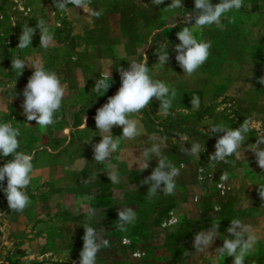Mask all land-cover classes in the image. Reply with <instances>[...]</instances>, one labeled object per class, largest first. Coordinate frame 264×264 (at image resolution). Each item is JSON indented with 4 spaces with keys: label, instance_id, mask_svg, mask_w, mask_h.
<instances>
[{
    "label": "rangeland",
    "instance_id": "rangeland-1",
    "mask_svg": "<svg viewBox=\"0 0 264 264\" xmlns=\"http://www.w3.org/2000/svg\"><path fill=\"white\" fill-rule=\"evenodd\" d=\"M49 1L52 6L51 32L54 33L51 49L59 53L64 52V56L67 50L78 52L79 48L71 36L72 30L68 27L67 19L87 13L83 9L69 5L71 11L62 14L55 8L53 0ZM219 2L220 0H212L213 4ZM170 4L171 0H164L159 6L153 4L152 0H92L91 7L94 10H103V15L97 18L100 21L115 16L120 18L123 34L130 38L125 50L133 53L134 58L132 60L119 58L115 69H107L108 62L101 60L98 74L87 63L80 67L75 66L74 69L72 64H67L64 67L66 74L63 79L69 88H78L80 96L84 99L96 97L104 100L115 95L121 85L120 67L127 69L131 62H144L146 59L152 78L162 80L176 89L177 95L170 109L174 115L167 117L159 115V101L155 98L149 108L137 115L143 120L149 135L156 137L155 141L150 140L149 145L163 140L162 154L175 166H184L176 178L175 194L165 196L161 190L156 197L149 198L147 192L150 185H143L141 181L157 166L158 158L153 157L149 161V168L142 172L136 164V158L143 149L132 152L120 150L113 153L109 161L114 165L112 170L120 177L119 184H112L108 178L106 165L97 163L95 165L103 171L93 177L85 173L88 179L83 177L81 187L72 186L75 180L73 181L74 178L71 176L68 178L69 189L80 190V197L91 198L90 209L86 211L83 209V217H74L77 214V207L64 204L63 198L56 196L60 195V188L65 190L66 187L54 183L57 176H49L47 173L49 168L45 166L44 161L46 156L42 152L44 148L58 152L65 145L70 143L74 145L80 141L73 129L79 126L81 121L77 117V121L69 122L68 108L62 105L61 110L56 113L54 125L41 129L36 124L37 142L36 147L32 149L27 145L28 123L24 117L18 125L22 133L19 138L20 151L33 153L35 150L33 162L36 161L38 165L35 173L33 172V178L36 179L35 183L32 181L27 188L32 203L23 213L10 209L6 195L0 189V264H79L85 224L94 227L110 242L109 247L102 248L98 253L96 264H113L116 259L118 261L115 264H195L197 261L193 260H203L209 256L208 251L198 252L193 247L197 232L207 231L211 225L220 224L218 237L214 242L215 247H218L223 239H227L225 234L221 236L220 232L231 225V219H240L244 215L252 214V209L243 211V208L251 204L253 197L259 198V187L264 186V169L258 166L255 153L250 149L246 152L245 149H241L242 157L239 161L230 157L229 163H210L209 156L215 152L214 145L218 136L223 133L210 136L208 126L223 123L236 128L248 119L251 135L246 141L245 148L254 147L257 142L255 130H259L257 129L259 126L264 129V122H260L264 118V108L248 106L241 102L250 111V115H245L237 109L239 100L226 96V90L241 76L244 69L251 72L257 89V92L249 91L244 100L247 103L264 101V90L257 86L264 85L259 83V79L264 77V65H260L264 60V0H244V7L238 12L228 14L230 18H235V22L224 21V30L213 26L194 33L198 41H210L212 47L208 61L191 77L184 74L175 60L177 53L174 48L180 42L176 33L183 27L190 26L186 24L184 18L188 13H194V0H184V9L166 10ZM14 12L12 9L0 11V20L4 21V25L12 23ZM29 12L28 10L18 12L21 30L25 23L31 20L28 19ZM156 13L158 16H154ZM141 19L145 27L139 26ZM156 23L159 25L158 28ZM102 38L105 42H101L100 47L94 49L102 50L104 43L107 44L106 39L103 36ZM93 39L98 41L96 38ZM10 40L12 39L8 30L4 42L2 38L0 40L2 46L0 52L6 56L0 59L1 67H4V62H12ZM164 42L169 45L167 49L169 62L156 68L154 64L158 62L157 52ZM27 49H19L21 59H24L22 56ZM80 56L75 64L78 61L85 62L84 55ZM108 71L112 74L111 87L102 95L97 93L94 87L96 80ZM31 75L27 67L23 75H19L20 85L16 92L21 98L26 87L23 83L27 84ZM193 96L200 98L199 110L190 107ZM12 109L9 103L0 101V113L4 114V120L0 119V122L11 121L13 126H17L13 122ZM83 109L80 112H84L86 108ZM178 109H187L188 114L185 115ZM21 111L22 108L20 113ZM95 126L96 124L92 129ZM65 130L66 133H63ZM192 143H199L202 148L205 146L206 151L202 152L200 157L186 155L181 151L185 147L190 149ZM261 147L264 148V145ZM9 159H12L11 155L0 157V167ZM79 163L83 167L86 160ZM55 165L56 163L52 164ZM58 173L56 169V174ZM223 173L228 175L226 181L220 179ZM3 183L6 187L7 180ZM239 193L242 194V202L237 204V200L241 198L238 196ZM261 201L263 202L262 199ZM126 207L136 210L138 219L133 225H129L128 231L124 233L117 230L118 219L109 213L113 214L114 211ZM217 208L219 211H216ZM89 210L95 213L91 218L86 214ZM172 219L177 222L165 227V223ZM113 229H116V233H113ZM125 237L130 241L129 244L123 243ZM213 259H215L213 264H221L225 257H220L215 252Z\"/></svg>",
    "mask_w": 264,
    "mask_h": 264
},
{
    "label": "clouds",
    "instance_id": "clouds-1",
    "mask_svg": "<svg viewBox=\"0 0 264 264\" xmlns=\"http://www.w3.org/2000/svg\"><path fill=\"white\" fill-rule=\"evenodd\" d=\"M55 8L60 13L70 12L69 5L76 9H83L87 16L100 18L103 10H94L91 7L92 0H53ZM152 3L159 6L164 0H152ZM244 7V0H220L213 4L212 0H194V13H188L184 18L187 25L176 33L180 41L175 45L174 51L177 53L175 60L184 74L191 77L208 61L211 55L212 44L210 41H203L196 38L195 32H202L205 28L215 26L224 30L225 23H234L235 18H230L228 14L233 11H239ZM184 9V0H171V4L166 10ZM194 21V23H193ZM175 27V25H174ZM37 28L41 33L40 47L47 49L54 41V33L50 31L45 21L39 20ZM36 28L23 26L22 34L19 37L17 48L23 50L32 46V38ZM168 43L164 42L158 54V62L154 67L159 68L167 65L169 62ZM75 59V57H73ZM27 66L34 68L33 74L28 79L26 87L23 89L24 97L22 102L23 114L27 121H35L41 129H46L56 123V113H58L67 93V84L62 83L61 78L55 71L46 70L39 60L31 61L20 58L12 59V69L17 70L19 75H23ZM121 85L117 93L108 97L107 103L98 108L94 117L96 128L99 130L102 139L93 147L94 160L98 164L106 165L108 169V178L112 184L121 182L119 175L112 170L113 166L109 163L112 154L120 151L122 140H134L145 134V129L139 119L132 117L140 114L144 109L150 107L155 98L159 101L158 114L164 117L174 115L170 112L173 107V101L176 98L177 91L170 84L153 79L146 59L144 62L133 61L130 67L119 68ZM111 71L103 73L102 77L96 80L94 90L97 93L105 94L111 87ZM259 83L264 84V77L259 79ZM16 95V93H15ZM14 95V97H15ZM191 108L199 110L200 98L193 96L191 98ZM188 114L187 109H178ZM87 122V117H85ZM122 127L121 136H113L112 129ZM251 131L250 121L245 119L239 127L232 128L219 124H210L208 132L210 136L223 133L218 136L214 145L215 152L209 156L210 163L219 164L229 163V158L234 157L239 161L242 157L241 149L245 152L250 149L255 153V159L258 166L264 169V134L257 138L254 147L245 148L248 134ZM22 133L18 126H13L11 121L0 122V157H9L6 163L0 167V189L6 195L8 205L13 212L23 213L31 206V199L27 194V188L33 180L34 172V152L25 153L20 151ZM156 140L155 136L150 137ZM163 140L159 143H152L146 147L136 158V164L142 172L149 168V161L153 157L158 158L157 166L151 174L141 181L143 185H150L147 196L154 198L162 190L163 195L171 196L175 194L177 183L176 178L180 175L184 167L175 166L168 157L161 151ZM186 155L200 157L202 152L206 151L205 146L199 143H192L191 148H182ZM222 181L228 179L227 173L220 177ZM7 185L4 187V181ZM259 196L264 200V186L259 187ZM216 211H219L217 208ZM87 216H94V211L89 210ZM117 230L126 233L128 226L133 225L138 217L137 212L132 207L121 208L118 211ZM177 221L172 219L165 223L175 224ZM85 233L83 236V248L79 253V264H96L97 255L102 248L109 247V240L103 238L97 230L88 225H83ZM220 224H213L207 231L202 230L195 234L193 247L198 252H205L214 244L218 237ZM230 239H223V245L216 248V255L220 257H233V264H246V257L255 251L259 241L256 231L251 225L243 223L240 219H231V225L227 228ZM124 244H129L127 237L123 240ZM138 256L139 253H136Z\"/></svg>",
    "mask_w": 264,
    "mask_h": 264
},
{
    "label": "crops",
    "instance_id": "crops-1",
    "mask_svg": "<svg viewBox=\"0 0 264 264\" xmlns=\"http://www.w3.org/2000/svg\"><path fill=\"white\" fill-rule=\"evenodd\" d=\"M6 1L9 0H1L0 11H5L9 9L10 10L12 9L13 12L17 11L16 13L14 12L13 20L12 23H10V25L6 26L3 23L4 21L0 20V40L2 38L4 42L5 34H7L8 30H10L11 39H12L9 41L11 43V56H10L11 61L13 58L21 59L19 54V48H17L19 44V37L22 32L20 27L21 21L19 19V13H18L20 10H24L26 12L27 10L30 11L28 19L31 20H29V22L25 24L28 25L29 27L36 28V31L32 38L33 45L28 47L27 51L23 54L22 58L31 61L39 60L46 70L55 71L57 75L61 78L62 83L66 82L63 79V77L66 74L64 67L67 64L69 65L72 64L73 65L72 69H74L75 66L80 67L84 63H87L89 64V67L95 69V73L98 74V69L100 68L99 64L101 63L100 62L101 60L108 62L109 65L107 69H113V68L115 69L116 61L119 58L122 57L125 60H132L134 58L133 53L130 54L128 50H127L128 52H126L125 50L126 43L128 42L130 43L129 40L130 38L127 37V35L123 34V31L121 29L123 25L121 24L120 18L118 19V17L116 16L109 20L107 18L106 20L103 19L102 21H100L97 18L95 19V17L87 16L88 14H84V13L68 18L67 19L68 27L69 29L72 30L71 36L73 39H75V43H77V48H79L78 49L79 51L77 52V51L67 50L64 56V52L59 53L58 51L57 52L53 51L51 49V45L47 49L40 47L41 33L37 28V24L39 20H43L45 21L46 25L49 27L51 31V18H50V13L52 10L51 1L25 0L26 1L25 3L22 0H11V2H6ZM154 16H158V14L156 13V15ZM25 24L22 23V25ZM139 26L140 27L146 26L142 22V19L139 22ZM158 27L159 25L156 23V28ZM105 28H107L106 31ZM102 36L106 39V43H107V44L104 43L103 46L104 49L103 47H101L102 50L94 49L95 47L99 48L101 42L104 41ZM93 38H96L98 41H95ZM1 47L2 46H0V48ZM84 47L86 48L85 50L82 49ZM80 55H84L85 62L81 63L78 61V63L75 64L76 61L79 59ZM5 57L6 56H4V54L0 52V59H4ZM73 57H75V59H73ZM4 63H5L4 67L0 66V101L3 103H9L13 107L12 109L14 112L13 122H15V124H17L18 126L20 124L21 119L25 117L23 114V109L20 113V108H22L21 105L24 97L21 98L18 92H16L18 86L20 85V79L18 75L19 72L17 70L12 69V62L11 63L4 62ZM260 65H264V60L261 62ZM27 70L31 74H33L34 72V68L30 66H27ZM240 75L241 76H239V78H237V80L234 81L228 87V89L226 90V96L239 100L240 103H238L239 105H237L238 106L237 109L240 112L245 113V115H250L249 108H247L246 105L243 106L242 105L243 102L248 106L253 105L256 106V108L257 107L264 108V101L258 100L255 101L254 103L251 101L247 103V101L244 100L246 99L245 97L247 96V93L249 91L257 92V89H255L256 83H254L250 71L247 72L244 71L243 69ZM23 84L26 86L25 83ZM257 86H259V89L264 90V85L263 86L257 85ZM253 88L255 90H252ZM8 91L9 93H7ZM107 101L108 98L104 100L102 99L99 100L96 97L94 98L89 97L88 99H84L83 97L80 96V90H78V88L71 89L67 87V93L62 105L68 108L67 116L69 122L77 121V117L81 121L79 126L75 127L74 129L72 128L73 131H75L76 135L78 136L77 138L80 141H77L74 145H71L72 143H70L69 145L67 144L64 147H61L58 150V152H53L51 148H44V151L42 152V154L46 156L44 158V161L46 162L45 166L49 168L47 172L49 173V176L51 177L57 176L54 180V183L56 184L58 183L60 187H66L65 190H62V188H60L59 191L60 195H56V196H61L65 201L64 204L75 205L77 207V214L74 216L76 218H82L84 211L90 209L89 207L91 205V198L80 197L79 195L81 192L80 190L77 189L74 190L73 188L69 189L70 184L68 178L70 176L74 178L73 181L75 180V182L72 186L81 187L83 184V177L85 179H88L87 175L93 177L95 175L100 174L101 171H103L100 170L101 168L95 165L96 162L94 160V153H93L94 145L99 143L102 137L100 136V133H98L99 130L96 128V126L94 129H92V127L95 124L94 117L96 115L97 109L102 107L105 103H107ZM83 108H86L85 111L80 112L81 110H84ZM3 115H4L3 112L0 113V119L2 121L4 120ZM85 117H87V122H85ZM132 118L140 120V123L145 129V134L143 136L137 137L134 140H122L120 144V149L126 152H132L150 146L149 145L151 140L150 137H152V135H149L147 128L145 127V124L143 120H141V118L137 116H134ZM261 121L264 122V118L260 120V122ZM260 122L256 121L255 123L259 124ZM27 123H28L27 145L29 146V148L33 149L36 147V142H37L36 122L27 121ZM257 129L259 130H255V135H256L255 139H257L262 134H264V129L261 126H259V128ZM122 131H123L122 127H114L112 129V134L113 136H121ZM44 133H46V131ZM63 133H66V130ZM249 135L251 134H248V136ZM84 160H86V163L83 167H81V164L79 162ZM53 163H56V165L52 166ZM33 164H34V173H35V169L38 163H36L35 161L33 162ZM56 169L59 172L58 174H56ZM85 173L87 175H85ZM35 179L36 178H33L32 180L33 183H35ZM238 196H241V198L240 200H237V204L242 202V194L239 193ZM258 197L259 198L253 197L251 204H249V201L246 200V202L249 205L247 208H243V211H246V209H252V214L250 216L244 215L240 218V220L243 223L251 225L256 231L258 237L260 238L255 247V251L251 255L245 258L246 264H264V203H263L264 200L262 202L260 196ZM109 215L119 219L118 211H114L113 214L109 213ZM227 228L228 226L224 230H221L220 235L224 236L225 234L227 239H230L232 237H230V234L227 232ZM139 230L140 231L142 230L141 224ZM113 233H116V229H113ZM222 245H223V241L220 242L218 247H221ZM218 247H215V245L213 244L208 249L209 256L205 255L207 258L203 260L199 259L193 261H197L195 264H213V260H215L213 259V256L215 255L216 248ZM233 259H234L233 257H225L224 261L223 262L221 261V264H233ZM117 261L118 260L116 259L115 262ZM115 262L113 264H115Z\"/></svg>",
    "mask_w": 264,
    "mask_h": 264
}]
</instances>
